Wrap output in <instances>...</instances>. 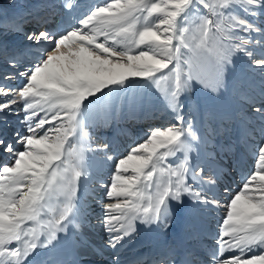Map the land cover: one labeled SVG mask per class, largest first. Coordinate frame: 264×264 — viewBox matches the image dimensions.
Returning a JSON list of instances; mask_svg holds the SVG:
<instances>
[{
    "label": "snow or ice",
    "instance_id": "1",
    "mask_svg": "<svg viewBox=\"0 0 264 264\" xmlns=\"http://www.w3.org/2000/svg\"><path fill=\"white\" fill-rule=\"evenodd\" d=\"M62 7L71 22L38 24L24 33L22 48L6 42L4 31H22L14 19L0 31V264H35L62 234L75 235L77 248L92 247L89 209L77 196L93 151L87 129L134 103L133 86L163 84L171 121L108 157L112 172L101 187L114 202L103 209L106 247L122 248L137 222L167 231L186 198L218 205L212 189L222 173L192 155L218 134L215 117L205 113L202 130L185 110L187 97L197 84L219 92L237 54L264 73V0H102L87 10L64 0ZM245 103L260 123L259 139L247 124L242 131L255 167L228 198L207 264H264V92ZM12 116L20 127L10 125ZM190 239L182 253L165 248L152 264H205L197 235ZM41 264L88 262L52 256Z\"/></svg>",
    "mask_w": 264,
    "mask_h": 264
},
{
    "label": "bare ground",
    "instance_id": "2",
    "mask_svg": "<svg viewBox=\"0 0 264 264\" xmlns=\"http://www.w3.org/2000/svg\"><path fill=\"white\" fill-rule=\"evenodd\" d=\"M34 1L36 0H31L29 1L28 4H25L24 2L22 4H18V3H15L14 0H4L2 2L3 5L9 9V11L7 12L9 16L8 15L4 16L6 24H11V22L14 19L16 23L25 25L24 26L25 30L26 29L30 30L32 28H36L38 24L40 25L41 23L40 16H38L37 18L32 17L31 21L23 20L24 14L22 12L23 11L26 12L27 10L34 8L35 5L32 6L31 8L28 7L29 4ZM38 1L40 0H37L36 2ZM88 1L90 0H78L80 4V9L87 10L88 5L91 4ZM36 2H34L33 4H35ZM43 3L46 5V7L43 10V12L39 13V15L44 16L45 18H47V20L45 19L46 21L44 22V24L40 26L52 27V28H57V27L63 28L68 23L71 22V17L68 15L66 10L62 7V4H63L62 0H57L55 2H53L52 0H46V1H43ZM35 9L37 10L36 7ZM53 9L56 11V13H58L56 14V16H53V13H52ZM78 14H79V10L77 11V13H73V15H78ZM4 30H5V27H3L0 24V31H4ZM24 33H25L24 31L21 33L16 32L13 34H9L8 32L4 33L6 36V42L9 45V47H20V45L24 47L28 43L24 39ZM227 71L232 74L235 73L229 68L227 69ZM262 92H264L263 89H261V91H256L254 93L251 92L252 94L251 97L259 98ZM222 93L225 94L224 90H222V92L221 91L217 92L214 95L217 96L219 99H221V97H223ZM248 98L250 97L246 96V97L240 98L241 103H243L242 105H244L245 107H247V104L245 103V101ZM233 105L229 104V106L226 105L225 107L227 110L234 112ZM167 111L166 113H161V116L160 114L158 115L156 114V118H157L156 120H160V117H161V120L171 119L169 115V111L168 112ZM205 113H212L214 115L215 120L211 123V127L218 129V134L213 136L211 141L206 146H202L197 152L192 153V155L197 158L198 162L206 163L208 167L210 164H212V167L218 170V172H220L222 169L227 168V162H224L222 159L221 162H216V164L211 163L209 159H212V152L221 151L222 150L221 145L234 144L233 141H236V136L240 134L241 131L238 125H236L235 123H232L233 121V118H231L232 115L226 112H223L222 116H219L216 114V112L213 109L208 110L207 112H203L200 115L196 114L197 120L200 122L202 130L209 127V125L204 122ZM150 115H153V113L151 111H146L144 113H140L136 115L138 116L136 119L139 122L136 120H132V119L130 120L129 117H128L129 121H125V120L121 121L125 123V127L116 128V132H115L117 133L116 135L113 134L114 133L113 129L114 127H116L114 125L113 129L111 130L110 135L108 136L110 138L108 139L107 135L104 136L105 138H107V144H108V148L104 150H97V149H103V146L106 143L105 138L103 136L95 137L94 132H91L89 131V129H87V132L89 133V137H90L89 143L91 144L93 151L87 152L85 154L86 163L89 165V176L86 182H85V178L81 177V180L78 183L77 196L80 197L83 195L95 194L94 199L92 200L87 199L86 200L87 203H85V206L89 209L90 224L86 229L88 236L107 234L104 231V226H103L104 218H99L97 214L101 211L100 206L104 207L105 203L114 202V201L105 200L103 201V204H101L104 198L101 199L102 196L99 197V194L101 193L100 192L101 184L99 182L104 181L106 179L105 177H109V175L112 172V168H111L112 162L111 160L108 159V157H116L128 147V144L132 143L131 145H135L138 141H140L141 138L139 136H135L136 134L130 135L129 131L132 127L135 128L137 126V123L138 124L140 122L146 123L147 121H150L152 119ZM149 116H150V119H146ZM234 120H236V118ZM96 121L97 120H95V122L92 124L94 127L93 129H96L98 126L99 122L97 121L98 122L97 123ZM100 122H103V120H100ZM141 124H139L140 127H141ZM10 125L13 127H20V122H19L18 117L16 116L10 117ZM103 140L105 141L104 143H102ZM111 141L113 142L111 143ZM116 143H118L119 145H117ZM126 144L127 146L124 147V145ZM229 163L232 166V164L234 163L236 164L237 161L235 159H232ZM249 172H251V170H249ZM93 183L95 184V187L91 186V184ZM103 193H101V195ZM212 193L215 194L216 199L219 201L218 205L209 204L208 206H204L198 203H194L192 201H188L186 198L185 207L178 215H176L173 218L171 222V227H169L167 231H163L156 227H151L153 235H155L154 243L156 245L161 246L162 248H166V246L171 242L174 245H176L180 250L186 249L187 247L191 246L192 241L190 237L195 232V229L198 228V226L195 225L193 222L195 221L205 231V237L202 239H198L197 245L198 247L206 251L205 253L206 258L202 260V262H205V264H207V262L211 260L212 249L217 247V235L216 234L219 232L221 225H222V220L226 216L225 205L228 202V195L224 196L223 199L221 198L220 186L218 183L212 189ZM92 205H95V206L91 207ZM197 216H199L202 219V221L198 220ZM119 223L120 222H116V226H119ZM141 225H142L141 223L136 225L135 227L136 231L134 233H136L139 230ZM62 235H66V238L61 240V243L57 247V249L52 253H49L47 250H42L40 255L35 258V264H41V261L45 259H49L52 256H56V257H59L67 261H71L73 259H80V260L87 261L88 264H104V262H107L106 264H113V262L116 260L119 261V264H122L125 261L124 258H117L116 255H113L110 258H105L106 252H110V250H113V249L106 247V244L100 245V242L92 244V247H89L87 249L77 248L76 252L74 253L69 250V241L73 240L76 242V238H74L76 236L73 235L72 233L62 234ZM147 245L149 244L141 243L137 247L138 249H136L134 253H132L129 257L135 256L137 252H139L142 249H145ZM77 253H79V255H77ZM226 255H230V254L226 253Z\"/></svg>",
    "mask_w": 264,
    "mask_h": 264
},
{
    "label": "rangeland",
    "instance_id": "3",
    "mask_svg": "<svg viewBox=\"0 0 264 264\" xmlns=\"http://www.w3.org/2000/svg\"><path fill=\"white\" fill-rule=\"evenodd\" d=\"M3 1L0 0V14H4V13L7 14L9 9L6 8L3 5V3H2ZM20 1L21 0H14V2L18 3V4H22L23 2L25 4H28L29 1H31V0H23L21 2ZM36 1H34V2H36ZM34 2H32V3H34ZM62 2L64 3V0H62ZM88 2L91 3V4H93V3H102V0L101 1L100 0H90ZM34 5L37 8L38 13L43 12V10L46 7V5L43 3V1H38L35 4H32L31 6H34ZM0 16H2V15H0ZM4 33H6V31H4ZM23 42H24V40H23ZM228 68L230 70H232L233 72H235V73L232 74V73H230V72H228L226 70L225 75H224V79H225L224 80V86L219 90V92L220 91L222 92V90H224V92H225V94L222 93L223 97H221V99H219L217 96H215L214 95L215 93H211L210 91L204 89L201 85L197 84V85H195L194 89L192 90V93L187 97L186 103H187L188 107H186L187 109H185V110L189 111L188 108L191 110V108L194 106L196 111H194V110H192V111H194L195 113H199V111H202L204 109L206 110V108H208L209 104H210V107L214 105V108L216 109L217 113L220 114L221 113V107L223 105H228L229 106V104L230 105L235 104V105H233L234 106L233 110L235 109L234 112H236L235 106L237 105V103H240V105L243 104V103H241L240 98L246 97V96L247 97H251L252 96L251 92L254 93V91H251L250 89L256 88V83L255 82L263 84V85L260 86V90H258V91H261V89L264 90V73H261L258 69L253 68L250 65L248 59L243 54H237V56L234 57L233 63L230 64L228 66ZM230 74H232V76L234 78ZM252 78L255 80V82H254V80ZM239 80H241V81L239 82ZM242 80H244L246 82V86L249 87V90H250L249 94L247 92L248 90H245V89L242 90L247 95L243 94L240 91L242 88H240V84L239 83H241V82L244 83ZM225 85H227V88L225 87ZM257 87H258V85H257ZM162 88H163V84L161 85V88H157L155 85H153L152 87H145L143 84H141L140 87L133 86V88L130 89V96L135 97V102L132 103V104L123 105L122 108H121V111L119 113L115 114L112 118L108 119L107 120L108 122L107 121L100 122L99 119H96L99 122L98 123L96 121L98 123L97 128L93 129L94 127H93V125H91L88 128L89 131L94 132L95 137L96 136H98V137H102L103 136L104 137L105 135H107V137H108L110 135V133H111V130L113 129V126L115 125L116 127H114V129H113L114 133L113 132L112 133L116 135L117 134V133H115L116 132V128L125 127V123H123L121 121H123L127 116L129 117L130 120L132 119V120L138 121L136 119L138 116H136V115L140 114V113H144L146 111H151L153 113V115H150L152 119L150 121H148V123H149L148 125L149 126H147V127H145V125L142 126V124L140 122L139 123V124H141V127H140V125L137 123V126L135 128L132 127L130 129V131H129L130 135H135L136 134L135 136H139L142 139L144 137L145 133L149 132L150 129L158 128V126L159 127L166 126L167 124L170 123L171 119L161 120V117H160L161 121L160 120H156L157 119L156 118V114L157 115L160 114V116H161V113H166V111H167L166 101H165V98H164V95H163ZM228 89L231 91V94L229 93ZM237 90H238V93L236 94ZM226 92H227V94H226ZM228 94H230V96L232 95V97H230ZM207 97H209L210 100H208ZM227 97L229 98L228 102H226L228 100ZM236 98H237V101H235ZM197 106H199V110H197ZM208 110H212V108L208 109ZM208 110H206V112ZM131 111H133V112H131ZM138 112H140V113H138ZM201 113H203V112H201ZM222 113L219 116H222ZM200 114H197V115H200ZM116 116L118 117L120 122L117 120ZM150 116L147 117L146 119H150ZM246 124H247V126L249 125L248 122ZM241 128H242V126H241ZM109 138L110 137H108V139ZM96 139H98V138H96ZM105 141H106L105 145H108L107 144V138H105ZM105 141L103 140L102 143H104ZM112 142L113 141H111V143ZM116 144L119 145L118 143H116ZM131 144L132 143L128 144V146L131 145ZM125 146H127V144L124 145V147ZM249 162H252V167L250 166L251 167L250 170L252 171L254 169V167H255L254 160L249 161ZM247 167H248V165H247ZM248 171L249 170L245 169V172H246L245 174L246 175L250 173ZM105 178H107V177H105ZM91 186L95 187V184L93 183V184H91ZM236 192L237 191L232 193V195L235 194ZM101 196H102L101 198H104V193ZM103 201H105V198L102 200L101 204H103ZM93 206H95V205H92L91 207H93Z\"/></svg>",
    "mask_w": 264,
    "mask_h": 264
}]
</instances>
